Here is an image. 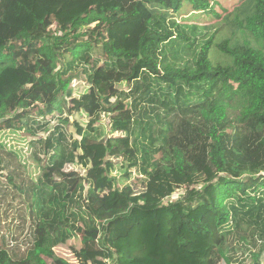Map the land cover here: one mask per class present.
<instances>
[{"label": "trees", "instance_id": "16d2710c", "mask_svg": "<svg viewBox=\"0 0 264 264\" xmlns=\"http://www.w3.org/2000/svg\"><path fill=\"white\" fill-rule=\"evenodd\" d=\"M222 1L0 0V134L39 170L0 138V264H118L161 209L264 264V0Z\"/></svg>", "mask_w": 264, "mask_h": 264}, {"label": "rangeland", "instance_id": "374dc122", "mask_svg": "<svg viewBox=\"0 0 264 264\" xmlns=\"http://www.w3.org/2000/svg\"><path fill=\"white\" fill-rule=\"evenodd\" d=\"M222 2L224 5H227L228 0ZM192 16L193 14L190 15L189 11L186 12V9H183L181 14H179L178 20L190 21ZM194 17H198L197 19L199 21L197 22L200 24L209 22V20H215L214 17L206 20V16L203 13L194 15ZM215 25L219 26L220 21L216 22ZM96 82L99 86L102 84L100 80ZM72 121H79V117L74 116L69 118V122ZM57 123L58 121L56 120L51 125ZM60 123H64L65 126H68L65 121H61ZM69 130L74 138H79L77 131H75L71 123L69 125ZM0 138L3 140L4 144L21 150L22 153L25 154V157L29 158L28 161L31 170H33L35 176H37L39 170H37L38 167H36L35 161L29 157V150L24 139L25 136L23 138L17 133L1 132ZM105 161L106 157L103 148H97L96 155L89 167V169H91L89 174L99 180L100 176L93 175V170L97 167L105 166ZM80 172L82 175L87 174V172L82 169ZM181 193L182 190H176L170 198L163 201L164 206L174 201ZM119 198L120 197L117 196V199L111 203L112 206L109 205L110 211L116 208L119 209L118 213L124 211L126 203L122 201L121 204H118L117 201L119 202ZM132 204V202H129L127 204V209L132 208L134 206ZM113 215L116 214L111 213L108 217ZM178 235H180V231L176 229L175 218L167 213L165 209L159 210L155 217H140L127 237L116 242L118 253L121 257L118 264H207L211 249L220 241V237L214 229L209 231L206 236L189 235L183 232L184 238H186L189 244L186 247L180 248L176 243ZM124 244L126 245L125 250L122 248ZM249 260L250 259H247L246 264H249ZM261 260H264V252ZM47 262L49 263L50 261L47 260Z\"/></svg>", "mask_w": 264, "mask_h": 264}]
</instances>
